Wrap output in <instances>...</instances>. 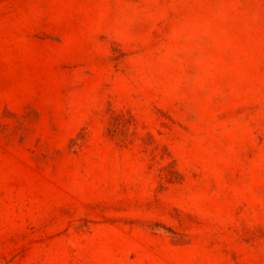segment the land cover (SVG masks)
Segmentation results:
<instances>
[{"label": "rangeland", "instance_id": "obj_1", "mask_svg": "<svg viewBox=\"0 0 264 264\" xmlns=\"http://www.w3.org/2000/svg\"><path fill=\"white\" fill-rule=\"evenodd\" d=\"M0 264H264V0H0Z\"/></svg>", "mask_w": 264, "mask_h": 264}]
</instances>
